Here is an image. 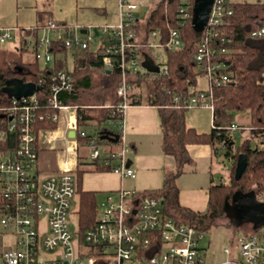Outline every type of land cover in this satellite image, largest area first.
Instances as JSON below:
<instances>
[{"label": "built area", "instance_id": "built-area-1", "mask_svg": "<svg viewBox=\"0 0 264 264\" xmlns=\"http://www.w3.org/2000/svg\"><path fill=\"white\" fill-rule=\"evenodd\" d=\"M116 1L120 16L117 24L90 27L84 33L82 29L49 20L45 25L47 33L28 39L27 47L36 59L48 65L55 56L59 57L58 48L64 47L72 53L85 51L99 37L97 49L104 48V69L118 71L120 76L117 101L108 108L112 111L111 122L120 134L121 150H102L98 140L100 132L88 138L84 145L92 147L90 161L109 166L110 171L123 178H135L137 171L128 165L131 147L123 133L127 109L140 101L132 97L133 80L142 68L146 69L145 54L159 67V72H151L153 75L167 73L168 52L180 50L183 42L177 30L172 31L166 42L159 41V31L143 34V25L137 16L139 6L127 0ZM232 2L215 0L207 27L222 25L225 17L233 13ZM207 33L210 39L200 43L202 52L196 59L206 71L209 87L207 90L192 87L186 97L176 94L174 102L178 108L213 110V87L228 80L225 75L216 76L221 63L209 61L215 50L207 44L212 36L210 30ZM252 36H264V21L256 22ZM12 37L10 28L0 29L1 43ZM204 54L208 55L207 63ZM46 81L51 87L50 104L58 110L54 114L40 113L37 93L11 97L8 103H0V140L8 133L18 134L16 147L0 152V228L16 236V244L0 253V264H204L200 243L206 231L166 215L163 198L149 191L121 188L116 196L109 195L102 203L97 222L85 231L82 240L70 230L68 215L77 189L75 171L79 157L86 156L80 152L84 145L78 138L79 135L87 138L88 133L79 128V106L65 104L60 99L62 91L74 90L72 73L49 70V79H41L40 85ZM45 118L57 124L64 120V130L37 128L38 122ZM229 129L234 134L249 130L238 122ZM72 130L76 132L74 137L70 135ZM59 143L64 144L65 159L60 172L47 175L41 167L39 150L43 145ZM237 239L242 260L231 259L225 264H264V226L250 233L242 231Z\"/></svg>", "mask_w": 264, "mask_h": 264}, {"label": "trees", "instance_id": "trees-1", "mask_svg": "<svg viewBox=\"0 0 264 264\" xmlns=\"http://www.w3.org/2000/svg\"><path fill=\"white\" fill-rule=\"evenodd\" d=\"M194 4L195 0H159L150 12L144 24L145 34L159 31V41L166 42L172 31L177 30L183 46L178 51L168 52L166 65L169 71L167 73L160 72L153 75L146 69L140 72L138 77L133 80L132 97H138L139 103L147 102L159 108L163 131V152L173 156L178 164L175 171L166 174L161 189L147 191L163 198V209L166 215L173 217L178 222L191 223L206 231L216 224L213 219L225 212L226 203L229 201L227 191L231 190L232 186L224 182H218L211 186L206 213L196 212L183 206L180 202V188L177 180L184 173L185 166L193 164L188 145H211L218 157L224 156V159L233 161L231 176L234 174V185L239 186L242 192L255 191L258 198H264V36H252L256 22L264 21V1L233 0L231 3L233 13L225 17L224 23L212 29L207 27L203 31H197L193 27ZM208 30L212 36L207 44L215 50L214 54L210 55L209 61L214 64L221 63V68L216 70L219 72L216 76L220 78L225 75L228 80L220 86L213 87V127L209 133H205L187 125L186 114L189 109L176 107L174 96L178 93L185 97L188 96L189 90L197 85L198 77H206V71L201 68L196 55L202 52L200 43L206 41L210 36L207 33ZM215 32H217V36L214 35ZM26 50V39L19 49L0 50L1 104L8 103L11 98L3 91L8 81L19 79L41 87L36 95L40 103L41 114L58 112L50 104V82L46 81L40 85V81L49 79V70H65L72 73L75 87L71 92L62 91L60 99L65 104L79 106L77 109L79 128L88 133L87 138L79 135L80 143L86 144L88 138L93 136L85 128L89 123H93L96 128L94 136H98L102 129H106L101 128V123L111 120V109L89 108L86 104L79 102L83 93L93 88L91 77L93 70L100 71L104 75L107 88H112V93L116 92L120 78L119 72L104 69L103 47L97 50L89 48L73 53L64 47L58 48L57 52L60 55L59 57L55 56L54 67L46 66L45 69L41 68L40 61L35 56L34 59H25ZM204 55V62H209L208 55ZM71 57L74 59L72 69L69 67ZM98 111L102 113L101 116L97 113ZM243 112L249 114L250 124L247 127L251 135L245 138L243 144L237 146L236 134L231 133L229 126L236 122L235 115ZM57 127L59 124L50 118L40 120L37 124L39 129H55ZM242 131L246 132L247 130ZM98 140L100 143L108 141L102 139L101 136H98ZM17 143V133L6 134L5 138L0 140V152L14 149ZM47 150H56V148L54 145L41 146L40 161L41 155ZM242 154L246 156L247 166L241 178L237 179L236 169L239 156ZM78 162L75 171L76 196L79 199L78 233L82 240L85 231L98 219L97 194L95 191L83 189V175L91 170L110 171L111 168L99 162L90 161L86 156H80ZM254 184L256 188L252 187Z\"/></svg>", "mask_w": 264, "mask_h": 264}, {"label": "crops", "instance_id": "crops-1", "mask_svg": "<svg viewBox=\"0 0 264 264\" xmlns=\"http://www.w3.org/2000/svg\"><path fill=\"white\" fill-rule=\"evenodd\" d=\"M127 1L139 6L137 16L143 25L142 32L144 34L146 20L143 23L142 20L143 18L147 19L158 1ZM119 19V5L116 0H0V29L10 28L13 34L11 38L12 46L9 48L0 46V50H16L22 47L25 39L28 41V39L41 37V33L42 35L47 33L45 23L49 20L71 25L87 33L90 27L115 25L119 22ZM28 55L34 58V52L27 47L24 57L30 60ZM99 93L97 97H92L93 102L91 101V104H86L89 108L105 109L117 101L116 92L109 94L111 96H106L108 92L105 93V90ZM186 123L199 132L209 133L213 127V110L211 108L189 109L186 114ZM238 123L244 126L245 123L249 122L248 120H242ZM59 127L61 131L64 130V120L61 121ZM106 129L113 130L108 127ZM113 131L118 132V130ZM123 133L126 143L131 147L128 159L132 161L131 167L137 171V176L135 178H123L112 171L91 170L83 175L82 187L84 190L95 191L97 196L102 192L116 194L121 188L141 192L159 190L163 187L166 174L177 169L176 159L163 152L161 116L156 105L147 102L132 104L125 113ZM108 141L102 143L106 145L116 144ZM117 144L119 143L117 142ZM110 150L114 149L111 148ZM188 150L193 158V164L186 165L184 173L177 180L180 188V202L183 206L196 212L206 213L210 188L218 182L211 169L209 170V178L196 175L198 172L197 158L205 159L212 168L217 162L218 156L209 144H190ZM56 156H58L56 163H61L57 165L54 173L60 172L61 164L66 155H61L56 151ZM186 174L191 175L185 177ZM99 206L98 203L97 207L99 208ZM100 213L101 210L98 209V216ZM0 245H2L0 253L10 248V246L4 247L3 243ZM204 249L202 248L203 254L205 253Z\"/></svg>", "mask_w": 264, "mask_h": 264}, {"label": "rangeland", "instance_id": "rangeland-1", "mask_svg": "<svg viewBox=\"0 0 264 264\" xmlns=\"http://www.w3.org/2000/svg\"><path fill=\"white\" fill-rule=\"evenodd\" d=\"M159 1V0H157ZM248 2H258V1H264V0H247ZM146 19L143 18L142 23L145 22ZM80 33V30H79ZM42 36V33L40 34ZM99 37H96V40L91 42L92 50H96L98 45H99ZM0 46L4 48H9L12 46V41L11 39L7 40L4 43L0 42ZM29 56V55H28ZM33 56H29L28 58H32ZM26 59V58H25ZM40 66L42 69H45L46 66H49L50 68L54 67V60L51 63H48L46 65L43 61L40 62ZM70 69L74 67V59L73 57L70 58V63H69ZM145 70L144 68H142ZM91 77L93 80V88L91 90H88L87 92H84L82 95V98L80 99V103L82 104H91L90 102L92 100V97H97L100 93V91H104L105 93L108 92L106 96H111L109 94H112V88L108 89L107 88V83L104 79V75L98 71V70H93L91 73ZM209 87V79L205 76H200L198 77V83L195 87H193V90H207ZM107 90V91H106ZM96 103V102H95ZM101 116V112H97ZM189 116V115H188ZM249 114L243 112V113H237L235 115V121H241L242 120H248L249 123H245L248 126L250 124ZM201 120V117L199 118ZM97 125V124H96ZM98 127V126H97ZM111 128L113 130H118V128L111 123V121L106 120L102 121L101 123V128ZM86 130L89 132L90 135H95L96 134V128L93 125V123H89V125H86ZM250 130L245 131H239L236 134L237 137V146H240L243 144L245 138H248L251 134L249 133ZM102 150H110L111 148L114 150H121V145L120 144H112V145H106L104 143H100L99 145ZM56 149L58 150H47L44 151L41 157V167L43 170L46 172L47 175L50 174H55L54 171L57 169V165H60L61 162H57L58 156H56V151L61 153V155L65 154L64 150V144L59 143L55 146ZM92 151V147L90 145H84L80 148V152L82 155H86L88 157L89 153ZM128 158L130 155V152L127 154ZM224 156L218 157L217 162L215 165L210 167V163L207 162L203 158H197V174L200 177H208L210 174V169L214 173L215 179L217 182L221 181L224 183H229L232 188L230 193L227 191V197L229 195V202H232V194H235L237 191H240V187L237 185H234L233 179H234V174L231 176V167L233 166V161L226 160L223 158ZM177 161V160H176ZM89 166L87 165V168ZM191 174H186L185 177L190 176ZM85 179V178H84ZM253 188H256V185L254 184L252 186ZM109 195H114V193H106L102 192L99 193L97 196V201L99 203V210H102V203L107 199ZM264 199V198H263ZM259 200H262V198L259 197ZM78 209H79V199L77 196L74 198L72 202V206L70 209V213L68 215V222H69V227L70 230L76 234V236L79 238V218H78ZM214 223H216L214 226L210 227L209 229L206 230V236L201 241L200 244H202V248L204 249V256H205V264H224L227 260H242V257L240 254H238V235L240 232L245 231L246 233H250L254 230L253 225L250 223H244L242 224L239 228H236L230 221V218L227 217L226 213L223 212L219 216L213 219ZM226 224V225H223ZM3 243L4 247H9V246H14L16 244V236L11 233L7 232L5 233L1 228H0V244ZM2 245H0L1 248ZM229 249L230 252L227 253L225 250Z\"/></svg>", "mask_w": 264, "mask_h": 264}, {"label": "water", "instance_id": "water-1", "mask_svg": "<svg viewBox=\"0 0 264 264\" xmlns=\"http://www.w3.org/2000/svg\"><path fill=\"white\" fill-rule=\"evenodd\" d=\"M215 0H195L194 14H193V27L197 31H203L206 29L211 11ZM86 32V31H83ZM144 67L151 72H159V67L154 65L153 60L145 54ZM41 87L32 82H23L19 79H12L8 81L3 91L10 97L20 98L23 96H33ZM71 136H75L76 132L72 130ZM102 139L110 140L114 143L119 142L120 134L108 129H102L100 131ZM132 161H128V165H131ZM247 159L244 154L239 156L238 166L236 169V178L240 179L243 171L246 169ZM164 204V201H162ZM225 213L230 218L231 223L239 228L242 224H252L253 228L257 230L264 226V201L259 200L255 191L248 193L237 191L233 197L232 202L227 201L225 206Z\"/></svg>", "mask_w": 264, "mask_h": 264}]
</instances>
